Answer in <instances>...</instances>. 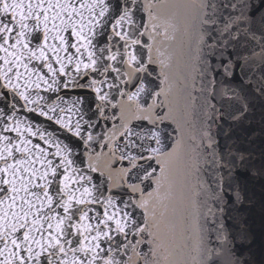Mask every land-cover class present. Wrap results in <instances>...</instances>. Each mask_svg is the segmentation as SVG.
<instances>
[{
	"label": "snow or ice",
	"instance_id": "obj_1",
	"mask_svg": "<svg viewBox=\"0 0 264 264\" xmlns=\"http://www.w3.org/2000/svg\"><path fill=\"white\" fill-rule=\"evenodd\" d=\"M0 264H264V0H0Z\"/></svg>",
	"mask_w": 264,
	"mask_h": 264
}]
</instances>
